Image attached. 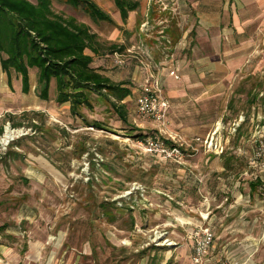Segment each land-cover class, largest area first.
<instances>
[{
	"label": "crops",
	"instance_id": "1",
	"mask_svg": "<svg viewBox=\"0 0 264 264\" xmlns=\"http://www.w3.org/2000/svg\"><path fill=\"white\" fill-rule=\"evenodd\" d=\"M134 1H138L139 6L124 21L115 0H96L115 21V32L109 36L110 44L107 45L101 37L99 39L106 47L114 45V50L136 51L139 55L134 56L138 60L131 58L132 78L115 80L104 68L99 69L113 82L131 91V95L122 102L126 109L128 98L137 103V82L142 84L143 77L153 75L164 92L166 87L170 96L187 95V90L195 85H199L198 90H213L216 82H210V76H229L242 70L250 59L249 49L255 42V12L260 0H154L151 5L147 0ZM120 27L124 35L119 34ZM103 55V52L94 55V64L95 57ZM171 55L176 56L175 60L174 57L168 59ZM140 57H146L149 67L140 63ZM176 68L182 76L181 81L170 75V71ZM251 103L254 104L255 99ZM57 104L72 111L70 103ZM50 109L54 114L59 111L58 107L51 106ZM176 112L173 109V123L182 126L188 124L181 118L189 114L175 115ZM221 121L218 124L222 125ZM221 125L207 135L195 132L201 126L192 123L190 128L195 134L192 136L194 146L191 145L189 151L192 154L188 157L201 153L189 162L178 164L154 157L173 164L176 175V178H171L174 183L172 191L155 185L152 189L154 197H151L156 204V227L161 233L160 239H168L171 245L154 249L144 248L143 244L133 245L132 231H135V225L140 224L137 218L144 221L146 212L149 213L146 209H151L144 206V196L138 190L129 195L121 193L109 200L111 202L101 204L104 215L111 222L104 229L105 232L101 233V229L95 227L93 219L89 227H85V220L92 214H85L82 207L78 208L77 203L64 199L65 196L52 194L54 191L62 193L63 187H72L78 180L69 179L64 167L57 165L51 155L46 157L29 153L33 161L11 165V174L9 172L7 177L0 173V187H48L50 194L38 200L28 194L31 191L28 189L23 197H18L13 191L0 196V260L7 259L18 264H115L117 251L136 250L140 258L135 264H193L192 234L198 226L210 224L215 232V241L208 255L211 260L217 258L239 264H264V175L257 171L255 173L250 160L241 164L236 154L227 157L230 155V137L225 134L234 131H226V126L220 130ZM157 129L162 134L161 126H157ZM210 141L212 145L208 146L207 142ZM216 159H220L219 164L214 162ZM243 171H251L255 176L234 182L238 175L242 177ZM101 172V185L116 183L109 169L102 168ZM211 173L219 176L220 191L224 193L202 202L196 189ZM192 180L195 190L190 187L193 186ZM121 182L124 188L132 184L130 179ZM86 183L89 184V181ZM19 202H22L21 205ZM61 205L71 211L60 212ZM124 212H129L134 226L128 236L114 225L117 217ZM134 236L145 237L142 233ZM102 238L110 241L107 247L102 243ZM105 249L108 251L107 257L99 259V253ZM152 250L154 252L151 253Z\"/></svg>",
	"mask_w": 264,
	"mask_h": 264
},
{
	"label": "rangeland",
	"instance_id": "2",
	"mask_svg": "<svg viewBox=\"0 0 264 264\" xmlns=\"http://www.w3.org/2000/svg\"><path fill=\"white\" fill-rule=\"evenodd\" d=\"M31 1L37 2V0ZM257 4L259 8L255 12V42L252 43L249 49L250 59L242 70L240 69L229 76H210L209 81L216 82V87L209 91L198 90L199 85H195L196 87H190L187 90V95L170 96L164 86L166 92L164 94L170 102L168 122L164 132H168L167 134L173 136H181L186 141L184 148L187 154H192L189 150H186L190 149L189 145L194 146L192 136L195 134L190 128L193 122L197 126H201L195 132L207 135L216 130L217 125L218 127L221 125L218 124L221 120L223 123L220 130L226 126L228 128L226 131L229 129L231 131L234 122H241L237 131L231 132L235 135L228 134L229 132L225 134L230 137L228 143L230 155L227 157L236 154L241 160V164H246L248 160L252 161L260 143L264 142V0H260ZM53 9L65 15H72L80 22L88 24L92 31H96L98 35L100 34L99 37L107 45L110 44L109 36L115 32V24L106 21H95L84 7H74L65 0H53ZM119 30L121 31L119 34H123V28L120 27ZM135 52L128 53L119 48L114 50L113 46H107L106 52H103L105 55L102 57L96 56L93 65L98 66V69L104 68L115 80H126L132 78V60H138L134 57L138 55ZM116 53L125 54L126 57H123L125 60L124 65L120 66L116 63ZM173 57L175 60L176 56L173 55L169 56L168 59L170 60ZM142 59L140 57V63L149 67V61L146 60V57L143 62H141ZM172 71H170V75L175 80L181 81L182 76L178 73L177 68L174 71L179 75V78L172 75ZM149 76L151 75L143 77L144 81L142 82H145ZM31 80V92L25 94L22 91L20 74L13 70L11 81H9L8 74L4 71L0 72V128H3L0 135L1 175L9 176L11 165L33 161V157L29 156V153L46 157L51 155L57 165L64 167L69 179L78 180V183L72 187H63L61 189L62 193L54 191L52 194L65 196L64 199L68 198L73 204L77 203L78 208L82 207L85 214H92L91 217L89 216L85 220L84 225L89 227L90 220L93 219L96 224L95 227L98 230L101 229V233L106 231L104 230L106 226H110V221L104 215L101 204L111 202L109 200L121 193L127 194L123 192L126 189L140 192L141 188L138 189V186H141L145 189L146 196L150 197L149 201L152 203L151 209H146L149 211V213L146 212V219L143 221L138 217L140 224L135 225V231L133 232L134 226L132 227L129 212H124L123 215L117 217L114 225L125 231L127 236L130 235L131 231L132 234L134 233L131 235L133 245L143 244L142 247L144 248H160L157 243L163 239H160L161 233L158 232L159 229L156 227L158 220L155 213L156 204L151 198L154 194L152 189L155 188V185L166 187L171 191L174 189V183L171 179L172 177L176 178L174 166L169 162L158 161V159L146 155L137 146L138 142L144 138L138 135L146 137L160 134L157 126H161V124L152 118L141 116L137 110V103L132 98L127 99L128 120L124 121L109 101L94 93L90 95L92 107L83 106L77 114L72 113L68 107L57 104L55 100V81H53L51 88V99L45 102L39 96L40 87L37 69L31 70ZM137 85L138 94L141 91V84L137 82ZM254 99L255 103L252 104L251 101ZM51 106L58 107L59 111L54 114L50 109ZM67 106L69 105L67 104ZM173 109L177 111L175 115L189 114L187 117L181 118L188 124L182 126L173 123L171 119ZM70 118L74 120L72 121ZM139 124L143 126L140 127ZM7 135H12V137L8 142H4ZM165 136L167 138L169 135L165 134ZM200 153L187 157L186 161L189 162ZM96 154H100L104 158L100 168L97 167L95 161ZM39 158L43 161L42 157ZM222 160L221 158V162ZM87 162H90L89 169H84ZM214 162L219 164L220 159H216ZM102 168L110 170L116 180L115 184L111 186L101 185ZM86 170H89V174ZM242 173V177L241 174L238 175L234 182L237 179L243 181L242 178L253 177L256 171L254 175L251 171H248V173L243 171ZM87 175L91 177L89 184L86 183ZM193 178L195 180V176ZM129 179L132 184L124 188L121 181ZM80 180H86V182H79ZM92 180L95 181L92 182ZM193 180L191 181L193 186L190 185V187L194 189L196 187ZM231 187L232 185L229 186V188ZM220 188L221 180L219 176L211 173L205 177L203 182H200V186L196 189L197 196L202 202H205L209 197H216L220 193H224L220 191ZM8 189L5 186L0 187V196H6L7 192L13 191L18 197H23L27 195L28 189L31 190L28 194L34 195L38 200L50 194V188L48 187L34 188L27 185H18ZM20 200L21 198H19ZM21 203L19 202L20 205ZM65 210L66 212L71 211H67L65 205H61L59 211L63 213ZM138 233L145 235L144 239L143 237L134 236ZM101 240L106 247L107 243H110L108 239H106L107 241L103 238ZM107 252V249L100 252L99 259L104 260V256L107 257ZM152 252L154 251L152 250ZM115 256V264H135L140 258L136 250L133 252L117 251ZM214 257H217V255ZM213 260L217 261L218 259ZM108 263L111 262L105 264Z\"/></svg>",
	"mask_w": 264,
	"mask_h": 264
},
{
	"label": "trees",
	"instance_id": "3",
	"mask_svg": "<svg viewBox=\"0 0 264 264\" xmlns=\"http://www.w3.org/2000/svg\"><path fill=\"white\" fill-rule=\"evenodd\" d=\"M65 1L84 7L95 21L115 24L112 15L95 0ZM115 4L124 21L139 6L134 0H115ZM104 50L106 45L98 33L76 17L56 12L53 0H0V72H6L9 81L13 70L20 74L25 94L32 89L31 70L37 69L42 100L51 99L55 81L56 101L70 103L73 112L92 107L90 95L94 93L109 101L120 118L127 120L122 102L131 91L93 65L94 55ZM2 132L0 128V135Z\"/></svg>",
	"mask_w": 264,
	"mask_h": 264
},
{
	"label": "built area",
	"instance_id": "4",
	"mask_svg": "<svg viewBox=\"0 0 264 264\" xmlns=\"http://www.w3.org/2000/svg\"><path fill=\"white\" fill-rule=\"evenodd\" d=\"M149 5H151L154 0H147ZM116 63L120 66L124 65L125 60L123 55L116 54ZM176 78H179V75L176 71L171 72ZM140 93L137 96V110L141 116L152 118L161 124L162 134H153L144 137L141 141L138 142V146L146 155L152 157H159L167 161H171L178 164H183L186 162L188 156L185 152V143L186 141L181 136L170 135L165 138L164 129L167 126L168 114L170 110V102L164 94L162 85L158 80L155 79L153 75L149 76L145 82L140 86ZM241 122H234L232 124V131H237ZM164 127V128H162ZM201 140V138H197ZM208 146H211V141L207 142ZM189 145V144H188ZM191 147V145H189ZM189 150V149H186ZM97 167H101L104 162L103 156L96 154L95 158ZM90 162H87L84 169H89ZM252 166L258 173L264 175V142H261L259 147L255 152V156L252 160ZM89 174V170H86ZM90 175H87L86 180H90ZM141 188L143 197L144 206L151 207L152 203L149 199L146 198L145 189L141 186H138V189ZM133 191L129 190L126 195L132 194ZM140 231V229H139ZM192 238L194 240L192 246V261L193 264H239L237 261L233 260H224L219 259L217 261H212L208 255L209 250L215 240V232L210 224H203L198 226V228L193 232ZM172 242L168 240H162L157 243L160 246L171 245ZM0 264H18L14 263L7 259L0 260Z\"/></svg>",
	"mask_w": 264,
	"mask_h": 264
},
{
	"label": "bare ground",
	"instance_id": "5",
	"mask_svg": "<svg viewBox=\"0 0 264 264\" xmlns=\"http://www.w3.org/2000/svg\"><path fill=\"white\" fill-rule=\"evenodd\" d=\"M11 137H12V135H7V136L5 137L4 142H8V141L11 139Z\"/></svg>",
	"mask_w": 264,
	"mask_h": 264
}]
</instances>
